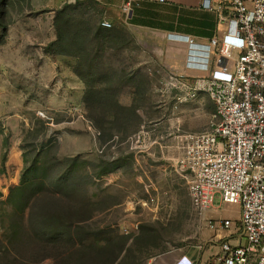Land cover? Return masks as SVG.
<instances>
[{
  "label": "rangeland",
  "instance_id": "obj_1",
  "mask_svg": "<svg viewBox=\"0 0 264 264\" xmlns=\"http://www.w3.org/2000/svg\"><path fill=\"white\" fill-rule=\"evenodd\" d=\"M0 1L10 21L0 29V264H161L194 244L203 215L176 164L177 136L211 127L209 96L175 107L179 93L158 90L162 47L135 33L125 11L104 27L98 2H73L59 16L63 40L54 41V13L36 0ZM159 8L175 24L177 9ZM37 51L79 74L76 108L46 105L48 92L28 82ZM214 210L237 219L241 208L216 200Z\"/></svg>",
  "mask_w": 264,
  "mask_h": 264
},
{
  "label": "built area",
  "instance_id": "obj_2",
  "mask_svg": "<svg viewBox=\"0 0 264 264\" xmlns=\"http://www.w3.org/2000/svg\"><path fill=\"white\" fill-rule=\"evenodd\" d=\"M132 3L124 2L127 15ZM199 9L213 16L215 33L177 35L187 44L184 69L167 70L157 87L179 93L175 107L206 93L213 122L207 130L177 136L176 164L189 173L196 213L203 215L216 200L240 205L246 243L222 242L223 262L264 264V0H201ZM100 23L111 26L106 19ZM189 69L204 74L189 75ZM207 225L228 228L232 220L208 219Z\"/></svg>",
  "mask_w": 264,
  "mask_h": 264
},
{
  "label": "crops",
  "instance_id": "obj_3",
  "mask_svg": "<svg viewBox=\"0 0 264 264\" xmlns=\"http://www.w3.org/2000/svg\"><path fill=\"white\" fill-rule=\"evenodd\" d=\"M75 1L77 0H36L35 7L46 8L50 13H54L56 9L62 7L64 4L73 3ZM89 1H96L103 7L101 13L102 20L111 19L115 22H122L124 20L123 5L126 0ZM132 2V10L127 15V19L130 20V24L133 25L134 32L145 33L151 37L153 41L161 45L162 59L167 64L166 72L169 69L182 71L184 69L187 44L177 35H194L193 32L187 31L186 28L182 27V23L178 22L177 19L173 27H152L141 24L138 21L132 22L131 19L146 17L140 13L144 10H162L161 8L155 9L156 5L158 7L165 5L177 9V17L180 14L179 10H199L201 0H132ZM51 17H53V15ZM214 33L215 28L213 34ZM195 36L199 37V39L211 37ZM10 52L11 57H18L20 54L24 56L20 50H10ZM37 54V57L42 60L38 62V65L36 64V66L32 68L30 75L31 79L28 81L31 83L33 89L37 90L40 88V90L48 92L44 100L46 105L53 108L74 105V108H76L82 98L84 83L82 79L79 78L74 67L70 66L67 63L68 61L65 62L61 57L54 56L48 52L37 51ZM187 73L189 75L204 74L202 71L192 69H189ZM162 74L164 75V73ZM46 86L50 89H46ZM74 121H77V119H74L72 122ZM156 142L157 140L154 139L150 146ZM163 148H165V146ZM212 208L213 209L210 208L203 213V222L196 242L189 247L180 248L168 253L161 264H188L189 262L193 264H226L221 258L222 242L227 241L231 245H244L246 243V238L239 223V217L234 219L221 212L215 211V206ZM225 218L232 220V225L228 228H210L207 225L208 219H213L218 223ZM249 264H252V262Z\"/></svg>",
  "mask_w": 264,
  "mask_h": 264
},
{
  "label": "trees",
  "instance_id": "obj_4",
  "mask_svg": "<svg viewBox=\"0 0 264 264\" xmlns=\"http://www.w3.org/2000/svg\"><path fill=\"white\" fill-rule=\"evenodd\" d=\"M75 2L77 3L79 1L77 0ZM70 4L72 3L64 4L62 7L54 11L53 22H54V26L56 30V37H55L56 40L54 41L63 40V32L61 30V27L58 24V20H59L60 14L64 13ZM155 7H156L155 9H159L157 5ZM140 13L146 17H140L138 19L132 18L131 21L132 22L138 21L141 24L149 25L152 27H173L174 26L172 23H166V19L161 18L159 10H149L148 9ZM182 16H183L182 14H179L176 17L177 21L178 20L182 21L184 19V17ZM184 20L185 22L190 23L189 25L194 27L193 29L191 28L186 29L187 31L193 32L194 35H198V36H212L214 28H215V23L213 21V16L210 13L204 11V12L199 13L198 16L196 17L194 16L191 18H185ZM167 22H170V21H167ZM9 23L10 21L7 20V10L4 6V2L0 1V29H2L3 31H7ZM71 56H75L77 58L79 57V54L72 53Z\"/></svg>",
  "mask_w": 264,
  "mask_h": 264
},
{
  "label": "clouds",
  "instance_id": "obj_5",
  "mask_svg": "<svg viewBox=\"0 0 264 264\" xmlns=\"http://www.w3.org/2000/svg\"><path fill=\"white\" fill-rule=\"evenodd\" d=\"M176 264H179V263H176Z\"/></svg>",
  "mask_w": 264,
  "mask_h": 264
}]
</instances>
